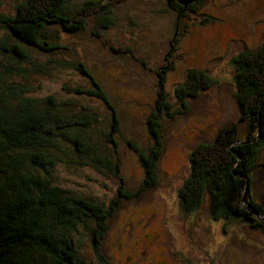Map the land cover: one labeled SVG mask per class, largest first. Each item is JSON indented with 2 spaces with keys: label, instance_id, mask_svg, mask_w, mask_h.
Returning <instances> with one entry per match:
<instances>
[{
  "label": "rangeland",
  "instance_id": "1",
  "mask_svg": "<svg viewBox=\"0 0 264 264\" xmlns=\"http://www.w3.org/2000/svg\"><path fill=\"white\" fill-rule=\"evenodd\" d=\"M20 1L0 0V12H13ZM84 1L69 0L76 8ZM112 11L113 25L100 31L109 43L130 48L135 57L129 52L114 53L102 43L94 34L98 29L93 16L85 30L78 33L51 28L59 30L58 40L66 48L51 55L34 52L33 63L15 62L0 54V71L11 70L0 75V86L16 90L20 85L29 89L28 97L37 100L57 95L69 113L94 111L98 120L91 124L92 141L103 153L113 155L112 145L103 136L110 122L105 104L66 90L91 86L76 66L84 63L102 83L120 116L117 148L121 174L127 189L135 190L144 178V170L127 141L145 151L152 146L147 121L155 110L157 67L166 62L165 57L173 64L165 86L173 108L178 107L174 91L183 87L188 71H207L214 83L188 99L186 113L173 119L162 115L164 136L158 183L140 198L122 201L108 220L107 233L99 246L111 264H264V233L240 219L215 218L207 197L194 210H185L179 197V189L190 173L192 150L213 141L221 128L238 122L233 60L242 52L264 47V0H201L182 16L165 0H123ZM141 60L147 61L146 69ZM14 68L27 70L28 78ZM239 128L245 132L244 124ZM54 154L62 158L59 151ZM64 158L67 163L52 168L55 183L105 204L116 195L119 181L113 172L85 164L77 154ZM251 191L264 208V146L259 149L258 165L252 172ZM74 241L85 258L98 263L89 228L80 227Z\"/></svg>",
  "mask_w": 264,
  "mask_h": 264
},
{
  "label": "trees",
  "instance_id": "2",
  "mask_svg": "<svg viewBox=\"0 0 264 264\" xmlns=\"http://www.w3.org/2000/svg\"><path fill=\"white\" fill-rule=\"evenodd\" d=\"M121 1L86 0L76 8L69 0H22L13 12H0L3 32L0 54L15 62L33 63L34 52L51 55L66 48L58 40L59 30L51 28L78 33L85 30L94 16L96 37L114 53L129 52L135 57L130 48L109 43L100 31L113 25L112 7ZM165 1L182 16L201 0L189 6L180 0ZM164 60L155 71L157 99L147 121L152 146L145 151L133 141H127L138 154L144 170V178L135 190L127 189L121 174L122 160L117 148L120 116L102 83L84 63L76 66L89 78L91 86L66 90L95 97L105 104L110 122L103 136L112 145L113 155L103 153L92 141L91 124L98 120L94 111L69 113L70 109L57 95L37 100L28 97L29 89L20 85L16 90L0 86V264H94L81 254L80 245L74 241L80 227L89 228L97 264H111L99 246L107 233L108 220L124 199L140 198L146 189L158 183V165L163 153L162 115L173 119L186 113L188 99L199 96L214 83L207 71L189 70L183 87L174 91L178 107L173 108L165 92L166 74L173 64L167 62V57ZM140 62L146 69L147 61ZM233 62L238 122L221 128L213 141L192 150L190 173L179 189V197L185 210L199 208L207 197L215 218L240 219L264 233V208L254 200L251 191L252 172L258 165L259 149L264 146V47L242 52ZM151 70L154 72L153 67ZM13 71H19L25 78L29 76L27 70L14 68ZM9 72L6 68L0 75ZM240 124L245 125V132L240 131ZM56 151L62 158L54 154ZM71 154L83 157L85 164L113 172L119 186L108 203L55 183L52 168L67 163L64 157Z\"/></svg>",
  "mask_w": 264,
  "mask_h": 264
},
{
  "label": "water",
  "instance_id": "3",
  "mask_svg": "<svg viewBox=\"0 0 264 264\" xmlns=\"http://www.w3.org/2000/svg\"><path fill=\"white\" fill-rule=\"evenodd\" d=\"M196 0H180L181 4H183L184 6H187L189 3L194 2Z\"/></svg>",
  "mask_w": 264,
  "mask_h": 264
}]
</instances>
